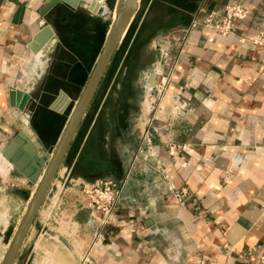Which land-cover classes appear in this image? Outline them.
Returning a JSON list of instances; mask_svg holds the SVG:
<instances>
[{
    "label": "crops",
    "instance_id": "obj_1",
    "mask_svg": "<svg viewBox=\"0 0 264 264\" xmlns=\"http://www.w3.org/2000/svg\"><path fill=\"white\" fill-rule=\"evenodd\" d=\"M48 1L0 0V208L10 196L26 200L35 193L39 158L61 137L59 119L82 95L118 2H60L44 12ZM235 2L252 10L236 22L235 34L222 37L206 28L211 13L220 18ZM133 23L114 55L123 54L116 73L108 74L113 57L60 180L52 183L51 203L67 183L112 180L126 183L120 212L134 217L105 227L79 206L73 223L87 234L70 235L68 242L53 237L55 249L68 243L70 250L51 252L47 260L262 264L264 46L241 38L264 34V0H139ZM136 50L152 58L130 92L144 81L165 83L150 113L140 110L139 98L128 97L126 76L118 75ZM182 189L186 195L178 200L174 193ZM14 215H0V245L10 241Z\"/></svg>",
    "mask_w": 264,
    "mask_h": 264
},
{
    "label": "rangeland",
    "instance_id": "obj_2",
    "mask_svg": "<svg viewBox=\"0 0 264 264\" xmlns=\"http://www.w3.org/2000/svg\"><path fill=\"white\" fill-rule=\"evenodd\" d=\"M137 20H138V16L135 18V22H137ZM134 24L135 23H133V26ZM125 43L123 42L122 44H125ZM122 55L123 54L121 52L117 53L114 61L112 62V66H111L112 71H108L109 75L116 73L117 67H119L120 65ZM151 58L152 56L150 54L148 55L145 51H142V50L133 51V56L132 54L130 56L131 60L128 59L130 63L127 64L125 62L123 65V68H121L119 72V77L120 76L122 77L123 74L126 76V82L124 83H126L129 87V90L127 92L129 93L128 97H130L133 94L135 97V100H133L134 102H136V99L139 98L140 110L143 113L144 111L146 112V108L148 109V103H150L151 109L154 106L151 101L152 99L156 98V91L152 92L151 94L153 97H150L149 96L150 86L146 84L145 81L139 85V89L137 90L134 89L133 93L130 92V86L132 85V82H131L132 79L137 80V79H142L144 77V74L142 71L146 72L149 69V67H147L148 66L147 64L149 63L148 60ZM74 105L75 104H72L71 106H69L65 114L62 115V117H60L59 122H61V124L64 122V124L66 125ZM47 118L49 121H54L56 119L58 120V118L54 117V115L52 114H47ZM56 144L52 146L51 151L56 146ZM66 164H67V161L65 159L61 167L65 166ZM61 167L55 177V179L57 178V180L59 179L58 178L59 175L62 173ZM65 185L66 187L63 190V192L60 191L59 194H57L58 195L57 198L59 197L58 200L56 198V200L53 203H51V199L53 195L56 193V189L55 188L51 189L52 188V185H51L47 193V196L43 202V205L40 208V211L36 217V220L25 240V243L22 247V250L15 264H51V261L47 260V257H46L48 256L49 253L58 251V250L62 252L63 250L65 252L70 250L68 243L64 244V245H67L68 247L67 249H63V248L55 249V246L57 245V243H54L52 239L53 237L61 236V237H64L65 240H67L68 242V240H70L69 239L70 235L78 234L82 237L84 234H87L84 227L82 226L75 227L73 223L74 218H72L73 214L79 208V206L83 207L82 204H83L84 198L81 192V188L80 186H74L69 183ZM34 189H35L34 187H31V189L29 190V193L33 191ZM31 196L32 195L29 194L28 199L26 200H23V199L20 200L19 196H16V197L10 196L8 200H3L2 206L0 208V215L3 216L4 218H8L9 220L13 218V214L16 213V215H14V226L12 228V231H13L12 235H10L8 238L10 239V241L7 242L6 244L0 245V263L3 260L9 248V243L11 242V239H13L16 229L18 228L17 223L19 224L21 222L22 217L25 214L27 204L30 201ZM1 229L2 228H0V230Z\"/></svg>",
    "mask_w": 264,
    "mask_h": 264
},
{
    "label": "water",
    "instance_id": "obj_3",
    "mask_svg": "<svg viewBox=\"0 0 264 264\" xmlns=\"http://www.w3.org/2000/svg\"><path fill=\"white\" fill-rule=\"evenodd\" d=\"M60 2L75 7L79 3V0H49L44 8V12L50 11ZM138 9L139 0H118L114 10H110L112 23L102 51L96 61L92 75L85 86L82 95L75 103L56 146L51 152L46 153L44 157L39 158V162L43 167H39V175L41 174V178L38 187L27 204L25 214L23 215L9 248L0 264L16 263L47 193L63 163V160L65 159V156L67 155L71 142L89 109L101 80L115 53L125 41ZM37 40L39 42L43 41V33L37 37ZM29 98L30 95L27 93L25 95V100L27 101Z\"/></svg>",
    "mask_w": 264,
    "mask_h": 264
},
{
    "label": "built area",
    "instance_id": "obj_4",
    "mask_svg": "<svg viewBox=\"0 0 264 264\" xmlns=\"http://www.w3.org/2000/svg\"><path fill=\"white\" fill-rule=\"evenodd\" d=\"M252 10L250 6L242 3L235 2L225 7L224 12L220 18H216L214 13L209 15V20L205 24L206 28L220 34L222 37H227L235 34L236 22L246 19ZM195 26V25H194ZM243 42H251L253 44L264 46V34H257L251 38L242 37ZM264 59V54H263ZM165 89V83H159L155 87L150 86L149 96L152 92L156 91V98L152 99V104L156 103L158 96L161 95ZM150 104V103H149ZM153 107L149 109L148 113L152 112ZM173 149V147H171ZM126 183L118 184L112 180H97L95 182H84L80 184L81 192L83 194L82 206L88 209L92 216L97 219L102 226H114L130 222L134 217L133 215L126 216L120 212L122 206V195ZM178 200H181L185 195V190H177L174 193ZM127 228L131 229L128 224ZM100 245H104L103 240H98ZM264 264V257L261 258Z\"/></svg>",
    "mask_w": 264,
    "mask_h": 264
},
{
    "label": "trees",
    "instance_id": "obj_5",
    "mask_svg": "<svg viewBox=\"0 0 264 264\" xmlns=\"http://www.w3.org/2000/svg\"><path fill=\"white\" fill-rule=\"evenodd\" d=\"M132 27H133V25H132ZM132 27L130 28V31H129V33H128V35H127V37H126L124 43L127 42V40L131 37V33L133 32ZM114 58H115V57H114ZM128 59H130V56L127 57V61L125 60V62H126L127 64L130 63ZM125 62H124V63H125ZM122 68H123V67H122ZM118 75H119V74H118ZM123 75H124V74H123Z\"/></svg>",
    "mask_w": 264,
    "mask_h": 264
},
{
    "label": "bare ground",
    "instance_id": "obj_6",
    "mask_svg": "<svg viewBox=\"0 0 264 264\" xmlns=\"http://www.w3.org/2000/svg\"><path fill=\"white\" fill-rule=\"evenodd\" d=\"M146 102V101H145ZM150 102V101H149ZM150 109V104L148 103V109L146 108V111L148 112Z\"/></svg>",
    "mask_w": 264,
    "mask_h": 264
}]
</instances>
